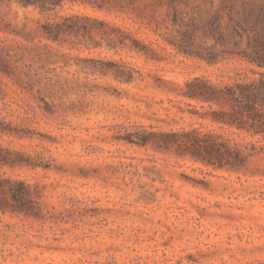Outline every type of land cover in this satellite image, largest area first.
Instances as JSON below:
<instances>
[{
	"label": "rangeland",
	"instance_id": "obj_1",
	"mask_svg": "<svg viewBox=\"0 0 264 264\" xmlns=\"http://www.w3.org/2000/svg\"><path fill=\"white\" fill-rule=\"evenodd\" d=\"M207 1L195 3L205 8ZM193 4L182 7L198 22ZM72 12L139 28L137 36L153 43L135 52L42 35L45 20ZM140 21L131 11L115 16L77 3L57 17L0 3V47L22 56L14 74L0 77L8 97L20 91L37 113L28 124L32 138L11 146L41 164L4 168L38 184L41 216L0 212V264H264V149L243 168L214 170L119 139L132 125L210 128L186 112L185 82L199 75L227 81L249 72L248 64L238 56L213 65L186 56ZM195 39L199 51L223 47L201 31ZM236 48L244 50L245 39Z\"/></svg>",
	"mask_w": 264,
	"mask_h": 264
},
{
	"label": "trees",
	"instance_id": "obj_2",
	"mask_svg": "<svg viewBox=\"0 0 264 264\" xmlns=\"http://www.w3.org/2000/svg\"><path fill=\"white\" fill-rule=\"evenodd\" d=\"M10 1L53 17H57L67 3L89 6L115 16L131 11L143 25L186 56L197 57L209 65L227 56H238L248 64L250 73L235 72L227 76V81H223V75H216L219 81L199 75L184 84L181 95L185 98L186 112L205 121V126L210 128L162 129L132 125L119 139L173 152L214 170L243 168L264 149L261 144L264 141V0H239V10H236L238 0H220L216 8H212L213 0H208L205 8L195 3L196 0H0V3ZM190 3H194L193 10L200 18L198 22L189 20L182 7ZM161 9L165 10L164 18L159 20ZM40 28L49 41L82 43L87 48L106 46L114 50L128 48L146 52L148 45L153 43L137 36L139 28L132 30L125 24L87 13L72 12L58 16L55 21L47 19ZM199 31L204 36H212L215 43L223 47L218 51L204 45V51L195 49ZM243 39L245 49L238 50V41ZM21 58L16 53L3 52L0 47V73L10 77ZM6 89L11 87L0 77V212L37 218L41 216L38 184L31 185L4 169L41 166L25 151L11 146L16 139L32 138L35 132L28 124L36 122L37 113L20 91L13 90L15 95L8 97ZM14 103L24 108V114L11 107ZM44 104L47 108V103ZM253 137L258 139L243 142Z\"/></svg>",
	"mask_w": 264,
	"mask_h": 264
}]
</instances>
